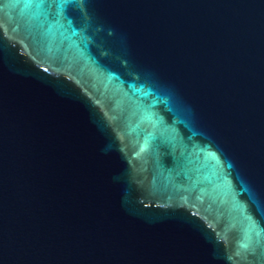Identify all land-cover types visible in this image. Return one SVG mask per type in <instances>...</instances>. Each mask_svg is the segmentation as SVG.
<instances>
[{
  "label": "water",
  "instance_id": "obj_1",
  "mask_svg": "<svg viewBox=\"0 0 264 264\" xmlns=\"http://www.w3.org/2000/svg\"><path fill=\"white\" fill-rule=\"evenodd\" d=\"M0 0V264H264V0Z\"/></svg>",
  "mask_w": 264,
  "mask_h": 264
},
{
  "label": "snow or ice",
  "instance_id": "obj_2",
  "mask_svg": "<svg viewBox=\"0 0 264 264\" xmlns=\"http://www.w3.org/2000/svg\"><path fill=\"white\" fill-rule=\"evenodd\" d=\"M31 2V0H30ZM44 3V0H39V2L36 4L37 7H42Z\"/></svg>",
  "mask_w": 264,
  "mask_h": 264
}]
</instances>
